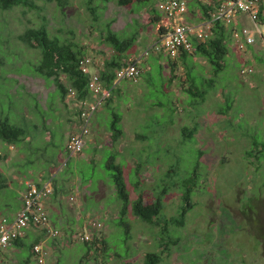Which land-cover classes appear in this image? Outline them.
Wrapping results in <instances>:
<instances>
[{"label":"rangeland","instance_id":"374dc122","mask_svg":"<svg viewBox=\"0 0 264 264\" xmlns=\"http://www.w3.org/2000/svg\"><path fill=\"white\" fill-rule=\"evenodd\" d=\"M160 1L136 0L122 6L117 0H96L97 20L86 0H69L65 9L44 0L37 1L38 10L0 9V116L10 117L32 133L37 131L35 124L41 127L53 118L55 133L53 143L43 142L41 136L40 142L24 148V159L16 147L0 142V169L10 184L0 192V215L20 208L22 181L29 179L24 165L29 159L48 170L50 160L67 157V123L62 120L58 126L57 120L67 117L69 109L54 92L53 80L33 72L41 50L27 46L19 35L29 27L46 25L51 36L75 41L99 65L114 53L103 39L112 22L122 38L138 32L137 42L127 51L137 56L158 40L150 6L158 9ZM196 1L188 0L191 6ZM191 9L199 10L197 5ZM159 14L162 17L160 10ZM228 46L225 66L217 72L199 53L171 64L167 56L161 61L152 50L145 55L150 62L142 64L140 79L121 80L94 113L90 132L97 141L87 140L86 155L69 157L54 177L53 188L56 184L61 194H51V203L56 202L58 209L49 207V226L31 227L32 232H44L54 240L62 232L60 264H144L148 251L162 254L159 264H264V48L257 45L241 51L231 37ZM244 66H251L253 72L242 75ZM190 86L203 91L204 100L188 91ZM72 102L79 101L73 97ZM114 124L124 134L111 146ZM184 126L197 131L184 134ZM199 161L193 207L185 225L172 224L170 220L184 205L180 185ZM113 163L121 166L129 193L124 217ZM165 187L170 189L163 198L159 224L133 213L141 193L150 203ZM93 219L103 224L102 229L89 226ZM52 230L59 234L52 236ZM84 232L93 233L92 240L100 235L107 245L101 239L88 253V244L80 238Z\"/></svg>","mask_w":264,"mask_h":264},{"label":"trees","instance_id":"16d2710c","mask_svg":"<svg viewBox=\"0 0 264 264\" xmlns=\"http://www.w3.org/2000/svg\"><path fill=\"white\" fill-rule=\"evenodd\" d=\"M37 1L39 0H0V9L8 10L14 8L15 6H25L30 9L38 10L40 9V7L38 6ZM44 1L56 2L61 9H65L69 5V0H44ZM95 1L96 0H86V6L93 15V19L97 20L99 14H98L97 6L94 5ZM135 1L136 0H117L118 4L122 6H130ZM219 2H220L219 0H206V1L197 0L196 3H194V5L192 6L189 3L190 14L188 16V20L197 22L200 21V19L202 20V19L211 18L213 12L217 10ZM195 5H197L199 9L197 13L196 11H193L194 9L193 10L191 9V7ZM150 8H151L150 13L152 15L151 22L156 28L158 34V40H159L160 35L165 31V27L162 22V17L159 14V9H156L154 6H150ZM191 13L196 15L194 17L195 19H191L190 17ZM260 17L261 20L264 22V5L262 6L260 11ZM239 24L241 25V23ZM235 29L236 27L233 24H226L223 21H217L215 22L212 28V32L210 36L206 40L201 41L198 40L197 38H193L194 51L189 52L183 50L180 53V55L176 58H172L162 52L160 53L166 55L170 59L171 64L173 63L175 64L176 62L174 60H176L179 57L181 58L180 61H184L189 56L196 55L199 53L203 55L211 65H213L214 71L217 72L225 66V61H226L225 59L229 53L228 40L229 37H231V39L234 40L233 30ZM137 35L138 32H134L130 37L122 38L117 31L112 29V22H109L107 24L106 34L105 36H103L104 37L103 39L108 45L111 46L114 53L109 59L104 60V62L101 61L98 66L100 69L102 80L105 82L106 87L111 89V95L108 98H110L114 92L115 89L114 84L116 81L117 70L120 67H122L123 65L129 62H136L141 67L140 63H138L135 58L131 57L130 55H127V51L130 50L131 47L137 42L138 39ZM19 39L31 48L41 50V54H42L41 59L37 64H35V68L33 72L34 74L39 75L43 78L53 80L54 84L57 87L55 92L59 93V99H61L62 101L65 100L66 102L67 96L70 93V89H74L76 91L75 97L77 98L78 101L92 100V99L95 100V96L89 88L90 74L83 72L80 66L81 59L89 56V55H85L83 47L79 46L75 41L62 40L59 36H51L46 25H42L40 27L27 28L25 32L19 35ZM151 47L152 46H150L147 50H149ZM248 48L253 49L254 46L250 45ZM173 71H174L173 76H175L176 74H175L174 66H173ZM187 90L191 91L194 95L201 96V98L204 100L203 91L200 90L195 91L191 86L188 87ZM52 93L55 94L54 92ZM73 104L77 110L78 123H79L81 121L80 113L82 111V108L80 107L79 103H73ZM119 120H120L119 117L116 118L115 120L116 124H118ZM116 124H114V128H112L113 132L111 133V140L113 143H115L118 139H120L124 134L122 129L115 127ZM43 126L47 127L45 124H43ZM182 131L184 134L193 135L194 132L197 131V128L191 129L188 126H184ZM29 133L31 134L32 132H30L25 127H22L21 125H17L13 123L10 117L0 116V142L5 143L7 145L21 146L22 148H24L25 145L32 143L31 140L26 141V137ZM22 142H24V144H21ZM113 160H115V157ZM30 161L34 162V160H30ZM27 164L28 162L25 165ZM49 165H50L49 168L52 167L53 169L57 164L56 161L50 160ZM112 167L117 169V172L115 173V184H116L117 194H119V198L122 199L124 202L123 207L120 211V216L124 217L127 214V211L130 206L129 193L123 177L121 166L119 164L117 165L113 163ZM199 167H200V161L197 162L192 173L188 177H186L180 185V188L182 190V201L184 205L182 209L179 211L178 216H174L170 220L172 224L185 225L187 214L193 207L192 196L199 182V174H198ZM171 172H175V170L172 169ZM24 173L25 176L30 177V175H27V172ZM24 185H25L24 188H26V184ZM38 185L42 186L40 184ZM9 186H10L9 178L7 174L0 169V192L4 189L9 188ZM170 187H165L162 190H160L158 192V196L156 197V199L150 203L144 202V196L143 193H141L138 199L134 202L133 213L145 222L159 224L160 215L162 214V210L164 207L163 198L169 191ZM53 191H55L56 196L61 194L60 189L59 187H57L56 184H55V188H53ZM20 194L22 201L23 194L21 192ZM3 216H8V214L3 213L0 215V218ZM166 222L168 223L169 221L166 220ZM125 225L126 227L129 226V224L127 223H125ZM101 239L102 237L100 236L99 238V235H97L95 240H85V242L96 243ZM168 239H171V242L173 241L172 238H168ZM20 240L21 237L17 238L14 241V243L18 244ZM38 241L39 240H36L30 243L29 247H31L33 250V246L36 243H38ZM101 241L103 242L104 246L107 245V240L105 238H103ZM161 261H162L161 253L154 251L146 252L144 257V264H159ZM129 264H131V262H129Z\"/></svg>","mask_w":264,"mask_h":264},{"label":"built area","instance_id":"2783aa9c","mask_svg":"<svg viewBox=\"0 0 264 264\" xmlns=\"http://www.w3.org/2000/svg\"><path fill=\"white\" fill-rule=\"evenodd\" d=\"M219 1L217 10L213 12L211 18L200 19L197 22L188 20L190 14L188 0L160 1L158 9L162 13L165 31L149 50L162 52L172 58L178 57L183 50L192 52L194 51L193 38L201 41L206 40L217 21L235 25L236 29L233 30V37L241 51L247 50L250 45H260L264 48V22L260 17L264 0ZM243 14L249 16L253 22L252 26L241 22L240 16ZM239 23H241L240 26H238ZM149 50L146 51L145 55L150 52ZM96 65L95 59L91 56L85 57L80 61L82 71L90 74L89 88L93 92L95 100H81L78 102L82 108L80 113L81 121L77 124V131L70 134L66 143L69 157L83 152L86 138L90 133L91 118L111 95V89L106 87L105 82L102 80L99 66ZM241 72L245 76L253 72V68L244 66ZM141 74V67L136 62H129L117 70L116 80L137 81ZM69 95L75 97L76 91L70 89ZM25 184L23 206L17 215L13 218L8 216L0 218V264H4L3 254L7 248L17 238L23 236L28 228H46L49 226L50 216L46 202L53 193V186L50 184L39 186L30 180L26 181ZM89 226L92 229L100 230L103 224L93 219L89 221ZM51 234L55 237L59 234V231L52 230ZM80 238L82 240H92L93 234L84 232L80 235ZM33 254L38 264H57L55 260H50V250L43 243H36L33 246Z\"/></svg>","mask_w":264,"mask_h":264},{"label":"crops","instance_id":"0c3cea01","mask_svg":"<svg viewBox=\"0 0 264 264\" xmlns=\"http://www.w3.org/2000/svg\"><path fill=\"white\" fill-rule=\"evenodd\" d=\"M240 18H241V22L243 24H246L248 26H252L253 25V22L249 18L248 15L243 14V15L240 16ZM238 26H240V24H238ZM155 42L156 41L152 42L151 43V46ZM146 51L147 50H145V52L143 54L137 55L139 57L135 56L134 54L131 55V57L135 58L140 63L141 67H142V64L145 65V64H147V63L150 62V59L148 58V56H145ZM154 53H155V57H157V58L159 57L161 59V57H166V55H164L162 53H159V52H154ZM163 59H165V58H162L161 61ZM180 59L181 58L179 57V58H177L174 61L176 63H178V61H180ZM122 80H127V79H122ZM120 82H121V79H117L115 81V84H114L115 89L117 87H119ZM56 89H54V92L56 91ZM71 98L72 97L70 95H68L67 96V99H66V102H65V100L62 101L60 99L61 102L63 103L64 109H69L68 111L70 112V114L67 117L65 115L64 117L61 118V120H57L58 121L57 122V125L58 126H62L61 125L62 122H63L62 120H64L67 123V127L66 128L64 127L65 128V131H64V133H65L64 134V138H65L64 150H65V155H67V157L66 158H63L62 161L56 162L57 166H55V168H53L54 170L52 169V167L51 168H48V170H46L43 167V165H41V164H39V165L36 166L35 161L32 162L29 159L27 161L28 164L27 165H24V167L27 169V172H29L30 177H29V179L26 178L25 180L22 179L23 180L22 181L23 184H25L26 181L30 180L32 182H35L36 184H40V185L50 184V185L53 186V180L55 179L54 177L56 175H59L60 174V171H63L64 170L63 166L65 165V162L69 158L68 152L66 150V143L68 141V138H69L70 134L73 133L74 131H77V129H78L77 128V124H78L77 110H76V107L74 106V104L72 103ZM56 110L58 111V109H56V107H55V111ZM59 110H61V108H59ZM26 112H28V110H26ZM93 116H94V114H93ZM53 121H54L53 118H51L50 121H48V122L46 120H44V124L47 127H44L43 124H42L41 127H38L37 124H35L37 131H35V133H31V134L29 133L27 135V137H26V141H30L31 140L32 143L25 145L24 148H27V149L29 148L30 149L35 144V142H40L42 140L41 136L44 139V140H42L43 142L53 143V141L55 140V136H54L55 133H54V130H52V128H51V125L53 127V123H54ZM53 129H54V127H53ZM91 130H92V128H91ZM45 132H46V134H45ZM87 140L89 142H95V141H97L96 138H94V136L91 134V132L87 136L86 141ZM116 142L115 143L112 142V144H110V145L111 146H114V144H116ZM2 145H4V146L6 145L8 148H15L16 147L18 150H20V152H21L20 153V156H22V159L26 158V154H24V150H23L24 148H22L21 146L7 145L5 143H2ZM85 145H86V143H85ZM85 155L86 154L83 151L80 154L70 156V158L71 157H74V156L84 157ZM48 173H49V175H48ZM24 190H25V188H24ZM22 198H23V196H22ZM51 200H52V196H50L47 199V202H46L47 210L50 209L49 208L50 206L52 207V210L58 209V204L56 202H52L51 203ZM22 205H23V200H22L21 207H22ZM21 207L18 210H15L14 212L8 213V216L15 217L17 215V213L19 212V210L21 209ZM50 214H51V212H50ZM53 226L54 227H57L54 223H53ZM68 233L69 232H67V234ZM71 234H74V232H71ZM91 234H93V233H91ZM61 237H62V232H61V235L58 238V240H54L51 236L45 235L44 232H32L31 231V227H30V228H28L25 231L24 235L21 236V240L18 242V244L13 242L12 245H10L7 248V250L3 254V262H4V264H38L37 261H36V259H35L34 254H33L32 248L29 247V244L32 243V242H34V241H36V240H39L38 243H43V244H45V245L48 246L51 255H52V253H54L55 258H51V256H50V260L51 261L55 260L57 262V264H60V258L58 256V252H59V249H60V239H61ZM99 241L96 242V243H92V242H89L88 243V242H85L89 246L88 253H90L91 250H94V248H96L97 244L100 243ZM24 243H25V245H24Z\"/></svg>","mask_w":264,"mask_h":264}]
</instances>
